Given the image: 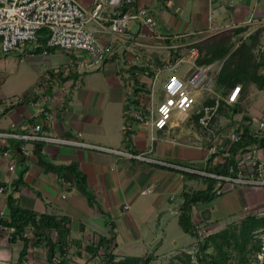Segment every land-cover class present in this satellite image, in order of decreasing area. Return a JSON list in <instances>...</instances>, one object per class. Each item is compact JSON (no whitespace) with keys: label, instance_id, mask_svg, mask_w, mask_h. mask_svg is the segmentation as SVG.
Returning a JSON list of instances; mask_svg holds the SVG:
<instances>
[{"label":"crops","instance_id":"crops-1","mask_svg":"<svg viewBox=\"0 0 264 264\" xmlns=\"http://www.w3.org/2000/svg\"><path fill=\"white\" fill-rule=\"evenodd\" d=\"M78 1L87 8L93 3V0ZM132 7L147 8L154 18V26L147 27L131 21L124 34L113 36L96 23H89L100 42L113 44L114 59H107L101 66L109 65L107 70L114 76H119V68H122L119 67V60L126 54L132 57L130 54L135 53V50L141 52L144 49H154L162 53V46L176 45L185 52L187 44L237 27H246L242 26L243 22L250 18L260 20L264 16V0H133ZM246 28V31L254 30ZM240 34L242 33L236 35L235 39ZM166 36H171L169 43L165 41ZM32 49L35 47L27 48L22 56L32 66V72H36L37 77L36 81L24 89L22 96L18 97L15 95L17 93L5 90L3 84L6 75H0V82H3L0 85V104L3 108L0 111V133H30L35 123H40V133L44 136L94 144L112 151L0 136V183L7 185V189L0 195V210L5 213L6 218L8 219L6 197L12 194L24 208L40 213L68 215L71 232L74 227L77 234L71 236L88 242L93 238V233L107 234V216L113 219L117 231L120 224L126 231L133 233L142 224L147 225L155 219L160 225L165 211L175 214V208L167 207L164 203L163 194L170 191L172 194L169 200H174L176 194L180 196L185 184L184 176L177 172L175 174V167L158 164L156 160L200 165L208 159L204 138L195 133L186 137L183 133L188 123L192 127L194 121L190 118L191 115L187 118L174 115L170 124L163 129L151 128L134 119L125 122L127 112L123 107L132 94V87H129L131 81L126 79L123 83L121 77H115L119 80L116 79L110 86L112 98H96V89L81 85L83 79L80 75L85 73L81 70L83 65L86 64L84 67L89 70L94 69L88 66V56L85 53L57 48L44 54V49L38 52ZM189 66L186 65L181 76ZM218 66L217 63L211 65L210 74L214 77ZM177 68L180 67L175 69ZM59 71L65 72V76H58ZM69 72L71 77L63 80ZM261 72L264 75V67ZM147 78L144 75L143 82ZM62 84L67 88L65 94L68 100L65 103L61 99ZM247 94V114L252 117L251 128L254 129L258 124L255 117L264 116V90H258L252 85ZM255 98L260 104L253 103ZM178 117L180 122L177 121ZM234 119L240 121L241 115H236ZM232 128L236 126H229L220 133L223 135L220 147L225 142L224 135ZM194 142L197 145H193ZM37 146L45 162L57 166L72 161L78 163L80 171L85 175L87 187L94 196L92 204L88 203L72 183L65 182L55 172L43 167L39 153L35 151ZM127 153L142 154L148 160L129 157ZM249 153L264 160V147L246 154ZM9 166H13V169L9 170ZM24 170L22 183L14 190L13 183ZM148 186L153 189L150 196V192L142 193ZM258 188L260 187L234 186L223 192L227 198H221L222 193L213 201L198 205L201 214L197 221L201 230L210 229V226L223 228L218 224L217 213L233 219L241 214L264 210V191H257ZM175 191L177 193L173 195ZM216 199L220 200L215 201ZM158 202L162 205H156ZM195 216L193 212V220ZM162 242L163 240L157 242V246ZM22 246L21 240L9 242L7 234L0 230V264H15ZM40 253L45 255L43 249L30 246L28 264H39L34 260Z\"/></svg>","mask_w":264,"mask_h":264},{"label":"trees","instance_id":"trees-1","mask_svg":"<svg viewBox=\"0 0 264 264\" xmlns=\"http://www.w3.org/2000/svg\"><path fill=\"white\" fill-rule=\"evenodd\" d=\"M130 7L132 6H124L121 11L125 12ZM246 30V27H237L232 31L214 34L190 44L198 51L197 65L206 66L217 63L220 66L212 80L210 91L214 95H209L200 104L210 105L216 99L219 101V106L213 114L209 126L207 128L201 127L198 123V116L191 115L194 123L204 129V132L209 136L206 144L207 149L213 145L217 134L232 125L236 126L235 131L240 136L239 140L229 143L226 148L219 146L217 152L210 155L203 164L173 162L174 164L218 175H235L241 155L253 149L264 147V131L260 135H255L254 130L251 128L252 117L247 114V92L249 87L253 85L258 90H264V75L261 72L264 67V52L259 50V45L264 37V26H259L244 35ZM239 33L242 34L238 36V39H235V36ZM47 38V29H41L38 32L35 49L32 50L34 52L42 51V49H45L46 52L55 51L57 49L55 47H46ZM165 41L169 43L171 36H166ZM181 51L182 49L179 47L171 48L169 61L174 62L177 60L181 56ZM109 58L114 59V55ZM155 62L159 66L163 65L159 60ZM126 71L129 73L128 78L132 79V96L137 95V92L143 90L146 86V83L140 80L141 73L148 77L154 74L148 66L139 65H131ZM62 73L63 71H59L57 75L61 76ZM71 75L69 72L63 80L69 79ZM236 85H240L241 96L235 102L228 104L226 96ZM218 94L221 95V98L217 97ZM67 100L68 97L65 94L62 102L65 103ZM131 105L133 108L138 109L139 100L131 99L129 103L124 105L123 110L125 112L129 111ZM238 114L241 115L240 121L234 119ZM223 118L228 119V121L218 131L220 126L217 127L216 123ZM128 121H133V118L125 114V122ZM38 147L35 151L39 153V160L43 167L55 172L65 182L72 183L85 196L88 203L92 204L93 196L88 191L85 175L80 171L78 163L72 161L59 166L50 164L43 160ZM175 171L183 174L185 180L180 194L181 201L177 205V223L183 233L196 239L197 247L194 254L191 253L194 244L175 250L166 257L169 263L251 264L256 252L260 250L261 244L257 239V235L261 230H264V214L259 215L257 212H248L239 216L238 220H229L228 225L220 230L201 234V227L193 220V210L196 206L209 203L221 195L216 193L220 182L215 178L194 172L178 169H175ZM24 172L25 170L20 173L19 178L13 183L14 190L22 183ZM193 179L202 182V186L199 188L189 187L188 182ZM0 185L4 186L5 190L7 189L6 184L0 183ZM6 204L8 219L0 217V225L14 228L13 232L7 234L9 242L17 240L23 242L15 264H25L28 260L27 254L30 246L43 249L46 264H76L69 258V252L74 249H76L78 255L83 251L91 259H97L95 264H151L153 260L159 257L154 252L145 253L141 256L116 254L118 231L115 222L109 217L105 218V224L108 226L107 234L93 233V238L85 242L82 238L71 236L68 215L40 213L24 208L19 205L12 194L7 195ZM26 232H30L31 236H24Z\"/></svg>","mask_w":264,"mask_h":264},{"label":"built area","instance_id":"built-area-1","mask_svg":"<svg viewBox=\"0 0 264 264\" xmlns=\"http://www.w3.org/2000/svg\"><path fill=\"white\" fill-rule=\"evenodd\" d=\"M132 4L133 0H93L92 6L87 8L78 0H0V50L4 54L16 52L22 55L27 48L36 46L38 32L45 28L48 31L46 47L83 52L88 56V66L90 68H99L113 54L114 48L112 43H102L97 39L95 29L89 26L90 22L96 23L113 36L124 34L131 21H137L147 27L154 26V18L147 8L138 7L133 9V7H130L125 12L121 11L124 6H132ZM260 25H264V16L260 20L250 18L242 24V26L250 27L251 29H255ZM250 31H246L244 35H247ZM189 45H185L187 50L185 52L181 51V56L177 60L174 62L167 60L160 68L173 72L169 73L162 82L159 102L155 100L154 88L149 85L138 91L137 95L132 96L131 94L130 100H139V108H133L131 105L127 114L138 123L155 129H163L170 124L174 115L187 118L189 115L195 114L198 116V123L201 127L207 128L209 126L210 120L219 106V101L216 99L210 105H197V96H199L200 91L211 90L212 80L214 79V75L210 74L212 64L206 66L197 65L198 51ZM176 47V45H164L161 48L170 51L171 48ZM259 50L264 52V38L259 45ZM43 53H46L45 49ZM183 63H187L190 66L182 76H179L174 70L176 67H181ZM157 73L153 75L154 79L157 77ZM62 76H65V72L62 73ZM130 86L132 84H129ZM60 90L62 99L67 93V88L62 84ZM239 92L240 85L234 86L226 96V102L228 104L235 102ZM130 100L128 101L130 102ZM37 105L39 106V104ZM2 109L0 104V111ZM39 110L41 111L42 108ZM253 130L255 135H260L264 131V119ZM40 131L41 124L35 123L33 131L30 133H0V136H13L23 141H49L112 151L94 144L44 136ZM224 137L223 148H226L231 142L238 141L240 138L235 128L228 130ZM219 146L220 143H213L208 149L209 156L216 153ZM28 153L26 152V154ZM126 155L141 160H148L142 154L127 153ZM156 162L168 167H175V169L181 171L194 172L215 178L220 182V186L216 191L217 194H222L230 188L239 185L264 186V160L257 157L254 153L241 155L235 175L228 176L169 162L157 160ZM12 169L13 166H9V170ZM230 171L234 173L232 169ZM150 189L151 186H148L142 193H148ZM4 191V186L0 185V195ZM258 213L263 215L264 210ZM0 217L7 219L2 210H0ZM0 230L5 234H9L14 231V228L0 225ZM200 232L204 234L210 233L212 230L208 228L202 229ZM24 236L30 237V232L24 233ZM257 239L261 246L252 259L251 264H264V230L258 233ZM25 264H28V261Z\"/></svg>","mask_w":264,"mask_h":264},{"label":"rangeland","instance_id":"rangeland-1","mask_svg":"<svg viewBox=\"0 0 264 264\" xmlns=\"http://www.w3.org/2000/svg\"><path fill=\"white\" fill-rule=\"evenodd\" d=\"M171 16H173L172 12H169ZM135 53H131L130 56L128 54L124 55L123 58H121L119 61V67L122 66V68H119L118 73L119 76H114L115 74H111L110 71L107 70L109 68V65H106V67L100 66L97 69H88L84 67L86 64L83 65L81 70H83L85 73L81 74V78L83 81H81V85H88L90 88L96 89V98H101V99H111L112 98V92L110 91V86H112L113 82L121 77V81L124 83L126 79L128 81H131L132 84V79L128 78V72L126 71V68L130 67L131 65H139V66H148L152 72H158L157 77L154 79L153 75L149 76L146 80V86L153 87L155 90V100L156 102H159L160 100V92H161V86L162 82L166 79L169 73L173 72L171 70L167 69H159V65L155 61L159 60L162 63H165L167 60H169V55L166 53L169 51L163 50L161 53L159 50L155 51L154 49L150 50H145L141 51H134ZM128 53V51H126ZM128 57V58H126ZM187 64L182 65L180 68H177L174 70V72L181 76L180 73L186 68ZM97 70V71H96ZM32 66H30L26 60L25 57L22 55H19L16 52H11L8 54H4L0 50V75H6L5 76V82L3 84V88L5 90H8L13 93H17L18 97L22 96V92L28 85L32 84V82L36 81L37 74L36 72H32ZM33 75V76H32ZM115 77H117L115 79ZM119 80V79H117ZM140 80L143 82L144 80V75L141 73ZM154 81V83H153ZM29 82V83H28ZM3 82H0V85H2ZM153 85V86H152ZM132 87V86H131ZM133 88V87H132ZM14 95V96H15ZM213 96L214 93L211 91H200L199 96H197V105H200L208 96ZM241 96V91L238 96V98ZM218 98H221V95L218 94ZM262 99H260V102ZM254 104L257 105L259 101L257 99H254ZM260 104V103H259ZM262 104V103H261ZM264 109V108H263ZM191 114V113H190ZM192 118V116L190 117ZM257 123L262 121L264 119V116L261 117H255ZM224 119H219V121L216 123V126H220L218 131L221 130L226 124V120L221 121ZM177 121L180 122L179 117L177 118ZM221 132V131H220ZM184 134H186V137L193 133L200 135L204 138L205 144L208 143L209 136L204 132V129H202L200 126H197L194 122L192 124V127H189V123L187 124L186 127H184ZM217 138V139H216ZM223 139V135L220 133L217 134L214 138V142H218L221 145V141ZM196 141V140H194ZM224 144V143H223ZM193 145H197L196 142H194ZM192 146V145H191ZM160 168V167H158ZM164 169V168H162ZM165 170H170V169H165ZM177 171H175L176 174ZM179 173V172H177ZM181 174V173H180ZM183 175V174H182ZM189 187L191 188H199L202 186V182L193 179L188 182ZM88 191H90L88 189ZM257 191H264V187L258 188ZM149 195H152L153 189H150ZM226 192V191H225ZM224 192V193H225ZM91 193V191H90ZM177 192L175 191L173 195H175ZM223 193L221 198H227ZM92 194V193H91ZM172 193L169 192H164L163 194V200L164 203L167 205V207H174L175 208V214L165 211L162 213V217L160 219V225L157 223V219L155 221H150L147 225L142 224L140 226V229L138 231H134L133 233H130L129 231H126V229L118 224V236L116 239V247H115V253L118 255H134V256H141L144 255L145 253H155L159 257L156 260H153L151 264H170L167 258L170 253L174 252V250H178L182 247H186L187 245L194 244V248L191 250V253L194 254L196 251V239L191 237L190 235L183 233L181 229L179 228V225L177 223V205L180 202V196L179 194H176L174 200H169V196ZM93 196V194H92ZM94 197V196H93ZM220 199H216L215 201H218ZM164 203L162 206V209L164 208ZM156 205H162L161 202H158ZM194 221L198 223V217L199 214H201L200 210L197 208V206L194 208ZM252 212H258V211H252ZM107 215L110 216L108 213ZM218 215V224L222 225L224 228L227 224V222L231 219L228 216H219ZM242 215V214H241ZM240 215V216H241ZM108 217V216H107ZM235 220L239 219V216L236 218H233ZM215 222H211L213 224ZM220 227L219 225H217ZM210 229L212 231H217L220 230L215 228V226H210ZM203 233V231H202ZM72 236L77 235L75 232V228L73 227V230L71 232ZM160 240H163L162 244L157 246V242ZM85 241V240H84ZM40 256H36L37 259L34 261L39 264H46L45 261V255L43 253H40ZM80 255L77 254L76 249L71 250L69 252V258L74 261L76 264H95L97 259H91L88 254L85 252L81 251L79 253ZM254 258V257H253Z\"/></svg>","mask_w":264,"mask_h":264}]
</instances>
